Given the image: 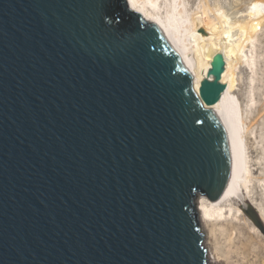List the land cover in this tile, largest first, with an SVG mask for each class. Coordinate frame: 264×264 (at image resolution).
I'll return each instance as SVG.
<instances>
[{"label":"water","instance_id":"water-1","mask_svg":"<svg viewBox=\"0 0 264 264\" xmlns=\"http://www.w3.org/2000/svg\"><path fill=\"white\" fill-rule=\"evenodd\" d=\"M136 12L0 0V264H210L196 200L231 174L207 108L226 91L225 56L197 89Z\"/></svg>","mask_w":264,"mask_h":264},{"label":"bare ground","instance_id":"bare-ground-1","mask_svg":"<svg viewBox=\"0 0 264 264\" xmlns=\"http://www.w3.org/2000/svg\"><path fill=\"white\" fill-rule=\"evenodd\" d=\"M126 2L150 25L153 26L154 20L159 29L174 43V51L191 75L197 89L207 76L213 56L218 52L225 56L226 69L222 82L227 86L226 91L217 104L207 108L217 116L224 128L231 155V174L219 198L210 201L205 196H199L196 208L203 229L206 227L208 230L209 241H206V247L209 252L207 256L209 263L229 264V256V259L222 258L219 249L218 224L220 220H226L239 199L243 207L248 204L250 207L254 206L248 196L246 197L245 191L251 192L255 185L249 147L250 127L235 106L233 94L238 86V71L245 62H250L249 57H252L249 56V50L263 30L264 2L261 0L250 2L247 10L236 16L238 21L233 20L224 10L215 12L217 20L210 23L207 22L206 15L203 17L202 13L188 7V0H126ZM252 62L251 65L254 64ZM256 210L259 211L258 208ZM237 214L240 217L246 215L241 205L237 208ZM260 215L264 221V216ZM245 219L248 229L253 234L252 238L263 235L256 225V219L248 216ZM205 237L207 239V234ZM258 255V264H264V251H259Z\"/></svg>","mask_w":264,"mask_h":264},{"label":"rangeland","instance_id":"rangeland-1","mask_svg":"<svg viewBox=\"0 0 264 264\" xmlns=\"http://www.w3.org/2000/svg\"><path fill=\"white\" fill-rule=\"evenodd\" d=\"M252 1L256 0H188V7L202 13L203 17L206 15L208 23L217 20L215 12L223 10L233 20L238 21L236 16L244 13ZM249 56L252 57H249L250 62H245L238 71V86L233 94V101L250 127L249 147L255 185L251 192L246 190L245 194L254 203L252 206L258 208L259 215L264 216V25L254 46L249 50ZM251 61L254 64L251 65ZM239 205L243 206L241 199L236 202L235 208L229 212L226 220H220L218 224L221 256L224 259L229 256V264L249 262L258 264V252L264 251V236L252 238L253 234L248 229L245 219L247 216L240 217L237 214ZM204 232L207 234L206 245L208 240L206 227Z\"/></svg>","mask_w":264,"mask_h":264},{"label":"trees","instance_id":"trees-1","mask_svg":"<svg viewBox=\"0 0 264 264\" xmlns=\"http://www.w3.org/2000/svg\"><path fill=\"white\" fill-rule=\"evenodd\" d=\"M116 12H117V13H116L117 16H124V17H126V16L128 15L127 13L124 12V10H123V5H122V4H120V5L118 6Z\"/></svg>","mask_w":264,"mask_h":264}]
</instances>
